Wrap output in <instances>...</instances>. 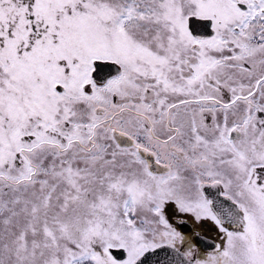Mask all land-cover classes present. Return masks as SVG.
<instances>
[{
    "label": "snow or ice",
    "instance_id": "snow-or-ice-1",
    "mask_svg": "<svg viewBox=\"0 0 264 264\" xmlns=\"http://www.w3.org/2000/svg\"><path fill=\"white\" fill-rule=\"evenodd\" d=\"M0 264H264V0H0Z\"/></svg>",
    "mask_w": 264,
    "mask_h": 264
}]
</instances>
